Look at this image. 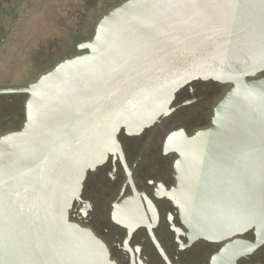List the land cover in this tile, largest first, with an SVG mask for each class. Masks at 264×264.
Masks as SVG:
<instances>
[{
    "label": "water",
    "instance_id": "obj_1",
    "mask_svg": "<svg viewBox=\"0 0 264 264\" xmlns=\"http://www.w3.org/2000/svg\"><path fill=\"white\" fill-rule=\"evenodd\" d=\"M77 48L30 84L0 87L26 95L21 127L0 136V264H116L68 211L119 131L167 116L194 80L224 86L207 127L166 135V196L191 240L263 238L264 0H125Z\"/></svg>",
    "mask_w": 264,
    "mask_h": 264
},
{
    "label": "flooded vegetation",
    "instance_id": "obj_2",
    "mask_svg": "<svg viewBox=\"0 0 264 264\" xmlns=\"http://www.w3.org/2000/svg\"><path fill=\"white\" fill-rule=\"evenodd\" d=\"M123 1L112 0L91 32L88 18L84 24L88 35L77 37L73 54L61 60L85 52L77 45L90 40L97 21ZM98 2L105 5L106 0ZM26 4L27 0H0V42H5L10 21ZM217 84L194 80L184 85L174 95L167 116L135 135L120 130L119 149L87 172L68 219L100 239L116 264H166L155 243L169 264H264V237L258 238L253 229L219 242L191 240L178 209L166 196L175 186L176 154L164 147V139L174 130L191 135L210 124L213 107L220 99L210 107L220 92ZM211 85L216 87L209 88Z\"/></svg>",
    "mask_w": 264,
    "mask_h": 264
},
{
    "label": "rangeland",
    "instance_id": "obj_3",
    "mask_svg": "<svg viewBox=\"0 0 264 264\" xmlns=\"http://www.w3.org/2000/svg\"><path fill=\"white\" fill-rule=\"evenodd\" d=\"M111 2L27 0L25 9L10 21L5 42H0V87L28 85L73 54L75 39L88 35L84 28L88 18L91 32ZM25 99L24 94L0 95V136L20 128Z\"/></svg>",
    "mask_w": 264,
    "mask_h": 264
}]
</instances>
